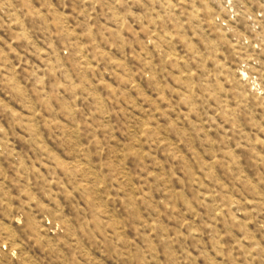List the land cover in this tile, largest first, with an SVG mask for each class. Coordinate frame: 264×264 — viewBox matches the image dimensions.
Masks as SVG:
<instances>
[{"label": "rangeland", "instance_id": "obj_1", "mask_svg": "<svg viewBox=\"0 0 264 264\" xmlns=\"http://www.w3.org/2000/svg\"><path fill=\"white\" fill-rule=\"evenodd\" d=\"M0 264H264V0H0Z\"/></svg>", "mask_w": 264, "mask_h": 264}]
</instances>
